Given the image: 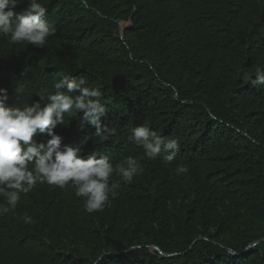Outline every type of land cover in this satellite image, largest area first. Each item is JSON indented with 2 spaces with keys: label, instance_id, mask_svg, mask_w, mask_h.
<instances>
[{
  "label": "trees",
  "instance_id": "obj_1",
  "mask_svg": "<svg viewBox=\"0 0 264 264\" xmlns=\"http://www.w3.org/2000/svg\"><path fill=\"white\" fill-rule=\"evenodd\" d=\"M39 2L56 29L45 48L0 35L7 105L83 76L117 131L104 140L66 117L54 129L62 145L113 165L133 157L143 171L92 214L71 185L21 194L0 216V264H264V86L246 79L264 70V0ZM138 126L177 140L175 159L148 160L129 139ZM181 165L187 174L176 173Z\"/></svg>",
  "mask_w": 264,
  "mask_h": 264
},
{
  "label": "clouds",
  "instance_id": "obj_2",
  "mask_svg": "<svg viewBox=\"0 0 264 264\" xmlns=\"http://www.w3.org/2000/svg\"><path fill=\"white\" fill-rule=\"evenodd\" d=\"M21 2L0 0V35L9 36L15 44L45 48L56 33L45 19L46 7L39 0H29L28 6L17 12ZM246 79L252 87L264 86V70L258 69L255 78ZM53 87L55 92L16 107L7 105L8 91L0 88V216L13 212L21 194L32 192L38 183L60 189L71 185L76 197L84 198L87 213L102 212L118 195L120 182L130 184L143 171L133 157L113 165L106 155L94 152L83 156L81 145H62V137L54 129L66 125V117H78L82 131L89 125L95 129L94 135L104 140L115 135L117 129L104 123L109 108L101 100L102 91L89 86L85 77H64ZM41 134L50 137L46 144L37 143ZM129 139L145 150L148 160L164 154L165 161L171 163L179 149L177 140H166L147 126L133 128ZM175 171L178 175L187 174L189 169L181 165ZM23 221L34 222L29 215Z\"/></svg>",
  "mask_w": 264,
  "mask_h": 264
},
{
  "label": "water",
  "instance_id": "obj_3",
  "mask_svg": "<svg viewBox=\"0 0 264 264\" xmlns=\"http://www.w3.org/2000/svg\"><path fill=\"white\" fill-rule=\"evenodd\" d=\"M129 25H130V22H129ZM124 30H125V29L122 28V27L120 26V30H119V32H120V36L123 35ZM260 241H262V240H259V241H256V242L251 243V244L247 247V249H249L250 247L254 246L256 243H258V242H260ZM247 249H246V250H247ZM151 252H152V251H151ZM98 261H99V260H98ZM98 261H97L95 264H97Z\"/></svg>",
  "mask_w": 264,
  "mask_h": 264
},
{
  "label": "rangeland",
  "instance_id": "obj_4",
  "mask_svg": "<svg viewBox=\"0 0 264 264\" xmlns=\"http://www.w3.org/2000/svg\"><path fill=\"white\" fill-rule=\"evenodd\" d=\"M120 26L124 29L128 28L129 27V23H125V22H122L120 23Z\"/></svg>",
  "mask_w": 264,
  "mask_h": 264
},
{
  "label": "bare ground",
  "instance_id": "obj_5",
  "mask_svg": "<svg viewBox=\"0 0 264 264\" xmlns=\"http://www.w3.org/2000/svg\"><path fill=\"white\" fill-rule=\"evenodd\" d=\"M4 39V38H3ZM3 42V41H2Z\"/></svg>",
  "mask_w": 264,
  "mask_h": 264
}]
</instances>
